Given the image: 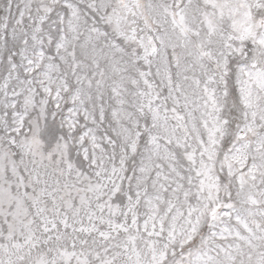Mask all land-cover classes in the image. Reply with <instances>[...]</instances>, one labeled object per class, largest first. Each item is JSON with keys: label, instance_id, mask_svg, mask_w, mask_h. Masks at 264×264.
Listing matches in <instances>:
<instances>
[{"label": "snow or ice", "instance_id": "6c2138e0", "mask_svg": "<svg viewBox=\"0 0 264 264\" xmlns=\"http://www.w3.org/2000/svg\"><path fill=\"white\" fill-rule=\"evenodd\" d=\"M0 264H264V0H0Z\"/></svg>", "mask_w": 264, "mask_h": 264}]
</instances>
